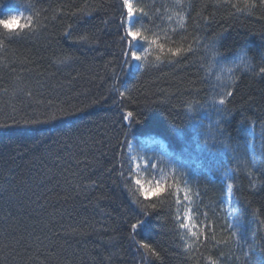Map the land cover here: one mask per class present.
<instances>
[{
  "label": "trees",
  "instance_id": "16d2710c",
  "mask_svg": "<svg viewBox=\"0 0 264 264\" xmlns=\"http://www.w3.org/2000/svg\"><path fill=\"white\" fill-rule=\"evenodd\" d=\"M132 5L137 50L124 0H0V21L14 9L29 21L0 26V264H264V71L219 96L201 71L214 41L225 59L241 46L264 58V8ZM134 50L154 63L134 69ZM146 135L171 153L145 143L167 164L148 198L127 155ZM177 186L193 201L191 239Z\"/></svg>",
  "mask_w": 264,
  "mask_h": 264
},
{
  "label": "rangeland",
  "instance_id": "374dc122",
  "mask_svg": "<svg viewBox=\"0 0 264 264\" xmlns=\"http://www.w3.org/2000/svg\"><path fill=\"white\" fill-rule=\"evenodd\" d=\"M129 2L133 4V0H129ZM13 15L19 16L22 21L26 20L27 18V14L24 10L14 9L13 12H8L4 15L3 21L9 20L10 17H12ZM136 17L137 16H135L133 12V17L128 18L127 31L131 28L133 31H137L139 33L138 28L135 27ZM17 28H20V27L13 25V26H10L9 29L12 30V29H17ZM142 42H143V39L140 36H138V38L133 40V43L135 45L134 47L135 50L139 49L138 47ZM140 65H141V60L139 61L133 60L134 69H138ZM255 137H256V133H254V130L252 129V132L250 135V139H252V141L249 146V150L252 156L258 157L259 150L257 149V140ZM134 140H132L128 144L129 146L127 150V155H129V160H130V166H132L133 168L132 172L134 176V185L140 189L141 193L143 189L145 188L155 189L157 185H160L161 190H162L164 188L163 186L164 182L162 178L164 177V175L161 176L162 174L161 172H163V167H165L167 164L165 162V159L160 156L157 159H155L153 155L149 156L147 152V148L144 144L146 143L150 145H156L158 143L162 147L161 154L170 156L171 153H169L170 149L168 147V144L164 143L158 137L153 139L149 135H146L145 138H139V141L138 139H134ZM185 165H187V163L184 161H181L178 163V165H176L175 169L176 170L182 169ZM166 177L165 179H167ZM159 192L153 191L149 194L148 197L155 196ZM176 196H177V207H178L177 214L179 215L180 221L182 222L181 228L185 231V233L188 234L187 238L191 239V237L196 236L197 230H199V228L197 227L195 223L193 207L191 206L192 205L191 202H193L192 198L189 195V190L187 193V190L182 191L181 187L179 186H177V189H176ZM226 201L230 207V212H231L230 215H232V218H234L235 210L237 209V204L235 203L234 197L231 194H228Z\"/></svg>",
  "mask_w": 264,
  "mask_h": 264
},
{
  "label": "clouds",
  "instance_id": "9594fccd",
  "mask_svg": "<svg viewBox=\"0 0 264 264\" xmlns=\"http://www.w3.org/2000/svg\"><path fill=\"white\" fill-rule=\"evenodd\" d=\"M181 0H176V6L179 7ZM218 6L227 4L237 13L252 14L257 8H264V0H217ZM12 19L0 23L4 29L16 25L20 28H26L29 21H22L19 16L13 15ZM11 35V33H9ZM225 53L220 47L219 42L214 41L210 45V51L206 53L204 65L202 68V75L211 85L212 96L226 95L227 91L234 87L237 79L244 75H253L259 68H264V58L257 61L254 54L249 53L246 47L241 46L235 54L228 59H225ZM141 68L147 67L154 63L151 56L147 61H143L140 57ZM158 61V59H157ZM210 103L214 100L210 97ZM200 110L198 105H193L189 114H193ZM149 188H145V194H148Z\"/></svg>",
  "mask_w": 264,
  "mask_h": 264
},
{
  "label": "snow or ice",
  "instance_id": "6c2138e0",
  "mask_svg": "<svg viewBox=\"0 0 264 264\" xmlns=\"http://www.w3.org/2000/svg\"><path fill=\"white\" fill-rule=\"evenodd\" d=\"M124 6L127 9V15L129 16V18L133 17V6L132 4L129 2V0H124ZM13 17H10V19H12ZM4 21H0V23H3ZM179 23L183 24V17L179 18ZM128 36L131 37L133 40H135L136 38H138L139 33L137 31H133L131 28L128 30ZM168 51L170 52V54L172 56H180L185 49L183 47H177L175 49H168ZM131 58L135 61H139L140 60V56L139 54H137L135 51H131L130 53ZM157 59L159 60L160 57L158 56ZM261 71H264V68L261 69ZM122 96L124 95V93H120ZM230 94V93H229ZM219 103L221 105H223L225 103V101L223 99L219 100ZM129 115H131V113H129ZM53 119H55V117H52ZM38 122V121H37ZM150 191L148 192V194H145V189H143L142 191V195L145 198H148L149 194L153 191L159 192L161 190V186L157 185L155 189L149 188ZM140 224H134L133 228H138ZM142 247H144L145 249H148L149 251H151V249H149V245L148 244H143Z\"/></svg>",
  "mask_w": 264,
  "mask_h": 264
},
{
  "label": "bare ground",
  "instance_id": "6f19581e",
  "mask_svg": "<svg viewBox=\"0 0 264 264\" xmlns=\"http://www.w3.org/2000/svg\"><path fill=\"white\" fill-rule=\"evenodd\" d=\"M159 138V137H158ZM161 139V138H160ZM164 143H166L163 139H161ZM168 144V143H167Z\"/></svg>",
  "mask_w": 264,
  "mask_h": 264
}]
</instances>
